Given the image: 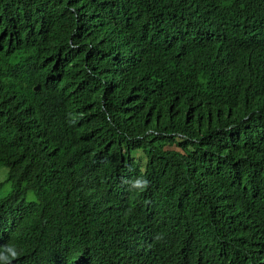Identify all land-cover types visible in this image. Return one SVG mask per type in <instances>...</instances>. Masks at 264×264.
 <instances>
[{
  "label": "trees",
  "instance_id": "obj_1",
  "mask_svg": "<svg viewBox=\"0 0 264 264\" xmlns=\"http://www.w3.org/2000/svg\"><path fill=\"white\" fill-rule=\"evenodd\" d=\"M0 21V73L52 55L76 119L45 144L0 115V168H10L3 243L33 233L81 243L89 264H172L169 246L196 234L215 246L219 264H264V85L245 91L228 77L240 24L228 2L0 0ZM147 129L180 133L195 151L162 153L163 137L152 136L144 194L122 190L140 174L131 167L116 173L102 205L79 204L67 180L97 169L79 138ZM28 193L34 200L25 202ZM160 198L174 218L168 228L150 224Z\"/></svg>",
  "mask_w": 264,
  "mask_h": 264
},
{
  "label": "clouds",
  "instance_id": "obj_2",
  "mask_svg": "<svg viewBox=\"0 0 264 264\" xmlns=\"http://www.w3.org/2000/svg\"><path fill=\"white\" fill-rule=\"evenodd\" d=\"M228 2L240 19L237 48L225 56L224 67L235 87L245 91L264 85V0H215ZM6 37V25L0 21V41ZM259 84V85H257ZM256 85V86H255ZM100 111L110 121L103 105ZM18 121L32 138L55 143L63 127L75 123L65 108V87L58 60L52 55H39L34 65L22 70L10 68L0 73V115ZM152 136H162L157 146L162 153L186 157L195 149L190 142L179 141L180 133H158L147 129L143 135L118 134L97 138L84 134L79 140L83 151L96 164L97 169L78 168L67 180L70 193L83 198L79 204L87 207L102 205L114 185L119 171L135 167L140 174L130 178L122 190L130 194H144L150 186L144 177L152 161ZM145 137H147L145 139ZM176 147L172 149L171 147ZM105 168V169H104ZM3 171V172H2ZM10 168H0V191L10 178ZM7 194V193H6ZM5 194V195H6ZM0 197V199L4 198ZM174 221L169 204L160 198L153 209L150 224L168 228ZM36 235L15 236L0 245V264H89L81 243L64 238L47 243ZM170 248L172 264H219L215 246L196 234L178 238Z\"/></svg>",
  "mask_w": 264,
  "mask_h": 264
},
{
  "label": "rangeland",
  "instance_id": "obj_3",
  "mask_svg": "<svg viewBox=\"0 0 264 264\" xmlns=\"http://www.w3.org/2000/svg\"><path fill=\"white\" fill-rule=\"evenodd\" d=\"M172 149H176L178 150V148L176 147H171ZM3 172V171H2ZM9 186H6L3 190L0 191V197H3L5 196V194L8 192L9 190ZM34 200V196L31 194V193H28L26 196H25V202H29V201H32Z\"/></svg>",
  "mask_w": 264,
  "mask_h": 264
},
{
  "label": "snow or ice",
  "instance_id": "obj_4",
  "mask_svg": "<svg viewBox=\"0 0 264 264\" xmlns=\"http://www.w3.org/2000/svg\"><path fill=\"white\" fill-rule=\"evenodd\" d=\"M2 244H3V238L0 237V245H2Z\"/></svg>",
  "mask_w": 264,
  "mask_h": 264
},
{
  "label": "bare ground",
  "instance_id": "obj_5",
  "mask_svg": "<svg viewBox=\"0 0 264 264\" xmlns=\"http://www.w3.org/2000/svg\"><path fill=\"white\" fill-rule=\"evenodd\" d=\"M224 25V24H223ZM228 25V24H227ZM230 33V32H229ZM228 34V33H227ZM231 35V34H230Z\"/></svg>",
  "mask_w": 264,
  "mask_h": 264
}]
</instances>
